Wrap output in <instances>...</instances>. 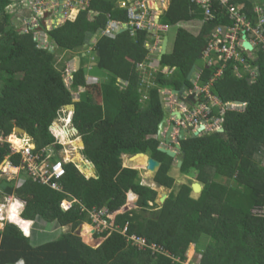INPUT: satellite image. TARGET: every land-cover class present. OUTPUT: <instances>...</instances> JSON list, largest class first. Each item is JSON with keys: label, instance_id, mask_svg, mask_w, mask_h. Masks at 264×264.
I'll return each instance as SVG.
<instances>
[{"label": "trees", "instance_id": "1", "mask_svg": "<svg viewBox=\"0 0 264 264\" xmlns=\"http://www.w3.org/2000/svg\"><path fill=\"white\" fill-rule=\"evenodd\" d=\"M118 1L91 0L74 21L48 31L55 54L40 47L35 31L20 34L10 9L12 0H0V135L9 137L21 128L33 139L37 153L51 149L53 160L63 161V148L50 130L60 111L74 105L73 123L85 144L84 157L96 168V178L89 179L75 164H66L65 177L56 183L57 189L40 184L24 169L12 181L1 178L0 173V205L17 196L26 203L22 218L36 225L29 236L12 223L0 229V264H183L191 242L199 264H264V44L256 45L251 55L237 50L246 70L235 60L222 64L210 55V65L199 67L194 76H198L197 87H207L218 102L241 106L223 116L212 108L207 119H222V133L180 142L184 160L178 171L185 176L196 172V182L202 187L198 198H192L188 184L179 186L175 193V180L170 176L173 159L158 152L160 142L155 139L165 116L159 93L178 91L183 85L187 91L193 90L187 76L192 67L197 70L212 32L235 27L228 9L236 8L238 15L257 29L264 18V0H226L225 5L214 0L208 20L206 10L197 4L170 0L159 18L160 25L168 30L193 22L203 26L197 36L177 29L172 50L159 62L149 84L141 83L143 75L137 70L148 55V31H139L134 38L126 31L115 39H93L111 22H127L128 15L119 9ZM90 10L96 14L92 20ZM92 46L97 64L92 70L100 78L99 103L88 100V94H81L80 102L74 103L72 94L80 88L89 92L97 88L86 84L87 52ZM67 55V61L81 57V69L73 75L70 86L65 85ZM58 58L65 62L58 64ZM164 68L171 74L164 75ZM200 99L208 103L205 95ZM58 134L66 138L64 132ZM138 154L160 163L153 182L172 192L151 217L122 216L116 223L121 228L128 224V234L144 236L146 245L157 250L140 249L121 234L109 231L103 233L106 239L100 246H89L75 233L87 222V210L107 207L118 211L126 205L130 191L145 199L143 214L152 208L146 200L156 199L157 193L141 185L137 170L124 165V156ZM8 155L9 146H0V167ZM11 163L23 167L20 156L14 155ZM64 201L77 203L65 211ZM39 219L50 227L37 228ZM12 221L24 229L29 227L27 222ZM53 224L70 231L52 234ZM147 226L156 232L150 235ZM84 234L88 240L91 228Z\"/></svg>", "mask_w": 264, "mask_h": 264}, {"label": "built area", "instance_id": "2", "mask_svg": "<svg viewBox=\"0 0 264 264\" xmlns=\"http://www.w3.org/2000/svg\"><path fill=\"white\" fill-rule=\"evenodd\" d=\"M90 1L91 0H12L10 9L11 12L16 15V10H18V8L24 7L25 5V8H27L26 11H29L31 18L27 19V17H25L20 28L22 30H25V33H28L32 31L33 28H38L40 26V23L39 25L33 24L34 20H45L46 23L48 21L53 23L54 21L51 20L54 17L56 18V15L60 8H62L61 15L64 22L68 20L74 21L82 10H85L89 7ZM133 1V3L128 2V4L123 2V4L121 5V7L127 12V22H111L107 26V28L101 34H99L101 38L106 37L115 39L116 36L119 35L123 30L127 31L131 38H134L135 34L142 30L154 32V37L152 39L153 43L146 47V50L148 51L146 62L137 65L138 72L142 73L144 77H147L149 79L152 77V74H156L159 70L158 54L160 52L161 45V37L159 35L165 34L168 28L160 26L159 23L158 25L155 24V21L158 17L157 3L160 0ZM189 1L206 10L205 20H208V18L211 17V14L209 12V5L214 0ZM217 1H219L222 5L226 4V0ZM47 2L51 4H47ZM228 13L230 14V17L235 21V27L233 29H225L224 27L217 28L210 37L213 43L212 45L207 47V50L204 53L203 57L209 60L210 55H214V57L212 58H214L216 62L224 64L227 61L235 60L236 62H238V64L244 65V63H242V58H240V55L237 52L238 49H241V35L242 33H245V35L246 33H248L250 36L251 33L254 36L253 39H248V37L246 36L247 41L251 43L253 48L256 45H260V43L264 44V18H260L258 28L254 29L250 26V24L246 23L245 20L238 15L236 8H229ZM90 14L92 20L93 16H95L96 14L92 10H90ZM42 35L45 36V34L41 33L40 36ZM44 42L46 44V40ZM210 62L208 65H210ZM222 68L223 66L220 68L216 76L220 75ZM244 69H247L246 65H244ZM163 70L164 75H167L169 72L171 74L172 72L167 68H164ZM237 70L238 69L236 67L235 74L238 76ZM74 73L75 67L73 65L72 68H68L66 71L69 83L72 82ZM197 80L198 76L193 82L194 89L192 90V92L190 91V93L196 95L195 100L197 101V105L195 107L190 108L184 104H181L173 108V106H176V103L178 104L176 97L171 94V91L163 92L167 96V102H169L171 113L175 111H179L180 113L179 120H176L175 118L172 119L175 125V136H177L178 132L181 130H185L188 132V134H191V132L196 131L200 126L203 127V131L202 133H200V136L208 135V133H213L214 131L217 132L221 129L223 121L220 118L214 120L207 119V117L211 115L212 108L215 107L219 111L220 116H223L226 111H239V109L241 108V106L236 103L224 105L218 102L216 98L212 97L209 94L207 87H197ZM202 95H205L208 103L201 102L200 97ZM188 129H190V131ZM3 145H9L10 149L9 160L5 163L6 165L4 169L0 171V173L2 172L3 176L13 173L14 171L20 172L22 169H24L27 171L31 178H33L40 184L51 186V188L53 189L58 188L56 183L63 179L66 174L63 164L53 163V161H51L52 156L47 151L37 153L34 141L28 135L19 136L18 134H14L13 136H10L8 138L0 135V146ZM14 155L21 157L23 167L16 168L13 166V164L11 163V158ZM62 206L63 209L68 210L72 206V203L63 202ZM2 219L5 220L4 217H2ZM108 225L109 223L107 220H105L103 217H99V223L95 227V230L96 232H102L104 229H107ZM124 233H127V229H125ZM131 241L133 242V245L138 246L140 249L144 247L146 248L147 246L145 244V239L143 238L132 237ZM147 247L151 250L156 249L154 245ZM188 249H193L194 251L190 256V259H187L186 257L187 260H185L183 264H197V262L193 259V256H196V253L194 244L192 242L189 244Z\"/></svg>", "mask_w": 264, "mask_h": 264}, {"label": "rangeland", "instance_id": "3", "mask_svg": "<svg viewBox=\"0 0 264 264\" xmlns=\"http://www.w3.org/2000/svg\"><path fill=\"white\" fill-rule=\"evenodd\" d=\"M170 3V0H160L158 3H157V11H159V8L160 7H162V9H161V11L162 10H166V8H167V6H168V4ZM47 4H51V3H49V2H47ZM27 8H25V5H24V7H22V8H18V10H16V12H15V16L17 17L16 19H15V23L18 25V26H20V20H21V17H26V14H28L27 13ZM256 11H257V13L259 14V15H262V13H261V10H258V9H256ZM155 12V11H154ZM155 16H156V13H155ZM56 18H58V13H57V15H56ZM21 22H23L22 20H21ZM64 21L63 20H58L56 23H57V25H61V23H63ZM39 23H41V21H35L34 20V22H33V24H36V25H39ZM195 23V24H194ZM198 22H193V23H189L188 25H190V26H194L195 28H189V26L187 25V24H181V25H179L178 27H173V28H170V30L167 32V37H168V45H167V53H169L170 52V50H171V48H172V45H173V41H174V38H175V34H176V31H177V29H179V28H181V29H183V30H190V32L193 34V35H195V36H197L198 34H199V31H200V28H201V26H198V24H197ZM47 24H49V27H51V25H53V23L52 22H47ZM194 24V25H193ZM202 26H203V24H202ZM33 29H35L36 31H35V37H36V40L37 41H39L40 43H41V45H40V47L41 48H43V49H47V50H49V48H48V45H46L45 44V42L43 41V40H41L40 39V35H41V33H42V30H39V28H33ZM38 29V30H37ZM17 30H18V32L20 33V34H24L25 32V30H22L21 28H17ZM254 38V36L250 33V36H248V39H253ZM212 43H213V41L212 40H210V41H208V46H210V45H212ZM91 50V51H90ZM50 52H52V53H55L56 54V51H57V49H56V47H54V48H52V49H50L49 50ZM87 54L88 55H92L93 54V46H92V48L91 49H89V51L87 52ZM248 55H251V53H247ZM83 55H85V54H83ZM57 57V56H56ZM68 58H70V55H67L66 56V58H65V61H66V66H67V69L68 68H72L73 67V65L75 64V62H73L74 61V59L72 60V61H67L68 60ZM94 59H95V57H94ZM58 64H60V63H62L63 62V58H58ZM64 61V62H65ZM206 61H207V59H206ZM63 62V63H64ZM205 64V62L202 60L200 63H198V65H197V68H199V67H201V66H203ZM86 75H87V73H86ZM87 79H88V75H87V77H86ZM195 81V79L193 78L192 79V82H194ZM65 84H66V86H70L71 84L68 82V79H67V76H66V78H65ZM93 86V85H92ZM100 92V90H99V88H95V89H92L90 92L88 91V89H82V88H80L79 90H78V92L77 93H73L72 95L74 96V99H75V101H77L78 99H79V96L81 95V94H88V100L90 99V101L91 102H97V103H99V99H100V95L98 94ZM163 92H165V91H163ZM144 96V95H143ZM169 102H167V104H168ZM71 113H72V111H71ZM167 116H168V114H167ZM68 117H70V115H68V114H66V113H63V114H61V116H60V118L55 122V124H54V128H53V132L55 133V132H58L57 131V129H55V127L57 126V127H59V129H61L62 127V122L64 121V120H66ZM69 120H70V118H69ZM54 129H55V131H54ZM59 133V132H58ZM57 133V134H58ZM213 133H215V131L213 132ZM65 134H67L66 135V138H64L63 139V137H62V140L60 141V144L61 145H63L64 146V151H66L65 153H66V160H69V158L68 157H70V160H74V161H78V165H79V167L80 168H83L84 166V164H86V163H83V160L82 159H79V160H81V162L79 161V160H76L77 159V157L79 156L80 158H81V155H80V153H79V150H81V151H83L82 150V147H81V139H79L78 137H77V135H75L72 131H70V130H65ZM209 134H211V133H208V135ZM21 136H24V135H21ZM80 143V144H79ZM74 144V145H73ZM68 153V154H67ZM129 158V157H128ZM124 161H125V164H126V159H124ZM140 162L139 161H136V162H130V160L128 159V162H127V166L129 167V168H132L133 167V170H138V168H141L142 166H143V162L141 163V167H140V164H139ZM82 164V165H81ZM124 164V165H125ZM130 164V165H129ZM134 164V165H133ZM87 165V164H86ZM143 168V167H142ZM179 169H177V167H176V165H174V169L172 170V173L170 172V176L175 180V193H177V191H176V189L180 186V184H182V185H185V184H188L189 186L191 185V184H193V183H197L196 182V172L195 171H190L189 172V174H187L186 176L185 175H181L180 173H179V171H178ZM174 171H175V173H174ZM86 175H87V177L88 178H91V176L90 175H93L94 176V178H96V174H93V173H85ZM184 177H186L187 179H184ZM150 186H152V185H150ZM164 190V189H163ZM160 192V191H159ZM162 192V191H161ZM166 193V192H165ZM167 194V193H166ZM136 195V194H135ZM138 196V195H137ZM191 196H192V198H198V196H196V195H194L193 193L191 194ZM138 197H140V196H138ZM16 199V198H15ZM9 201V204H7L6 206V209L5 208H0V212H2V213H0V216L1 215H3V214H7V213H10V211H9V209H8V206L11 204V203H13V202H11L10 201V199L8 200ZM165 201V200H164ZM7 203V202H6ZM5 203V204H6ZM5 204H3V205H5ZM128 207V206H127ZM127 207H125L123 210H127ZM161 207V203H158V205L157 206H155L154 208L156 209V208H160ZM157 209V210H158ZM19 217V216H18ZM1 218V217H0ZM20 218V217H19ZM11 219H14V220H17L18 222H20V223H22V221L20 220V219H17V217H14V216H12L11 215ZM38 224H39V226L37 227V228H39V227H50V224H47V223H45L44 221H39V222H37ZM35 227H36V225H35ZM34 227V228H35ZM54 228V227H53ZM57 228V227H56ZM88 228H91V233L92 234H94V233H96V232H94V231H96V230H94L95 228H92L91 227V225L89 224V223H84L83 225H81L76 231H75V233L77 234V235H79L80 237H82V239H83V241L85 242V243H87L88 245L91 243V241L93 242L92 244L94 245V246H98V245H100V243L102 242V239H100L101 241H100V243H97V242H95L91 237L92 236H90V238L87 240L86 239V237H85V234L87 233V232H85V234H84V231H86V230H88ZM53 231L54 232H52V234H58L60 231H61V233H62V231L64 232H67V231H70V228H64V229H62V230H55V229H53ZM89 232V231H88ZM43 234H44V232H42ZM50 233V232H49ZM55 234V235H56ZM46 235H48V233H46ZM97 236H99L98 234H96ZM96 236V237H97ZM95 237V236H94ZM193 249H188L187 248V251H186V257H187V259H190V256L193 254ZM186 259V260H187ZM193 259L197 262V264H199V259H197V257L196 256H193Z\"/></svg>", "mask_w": 264, "mask_h": 264}, {"label": "crops", "instance_id": "4", "mask_svg": "<svg viewBox=\"0 0 264 264\" xmlns=\"http://www.w3.org/2000/svg\"><path fill=\"white\" fill-rule=\"evenodd\" d=\"M123 2L124 3H127L128 4V2H130V3H133L134 1L133 0H119L118 1V7H119V9H121V10H123L124 12H126V10L125 9H123L122 7H121V5L123 4ZM168 6H169V4H168ZM168 6H167V8H166V10L168 9ZM161 9H162V7H160L159 8V11H157V16L160 18L162 15H163V13L166 11V10H162L161 11ZM127 13V12H126ZM26 16L28 17L29 16V14H26ZM16 17V16H15ZM157 17V18H158ZM17 18V17H16ZM15 18V19H16ZM195 24V23H194ZM193 24V25H194ZM198 24V26H201L202 27V23L201 22H198L197 23ZM159 25H160V23H159ZM188 25V24H187ZM160 26H162V25H160ZM189 26V28L191 29L192 27L193 28H195L194 26H190V25H188ZM162 27H165V26H162ZM200 30H201V28H200ZM169 30H167V32H168ZM167 32L165 33V34H167ZM189 32H190V30H189ZM214 33V32H213ZM99 35V34H98ZM163 35L164 34H162V35H159L160 37H161V43H162V40H163ZM153 37H154V34L153 35H151L150 34V39H148L147 40V42H146V44H145V47H147V46H149V45H151L153 42H152V39H153ZM95 38V37H94ZM93 38V39H94ZM98 38V37H97ZM173 43H174V41H173ZM160 47H161V45H160ZM172 47H173V45H172ZM171 50H172V48H171ZM170 50V51H171ZM160 53V52H159ZM167 54V53H166ZM78 56V55H77ZM77 56H75L73 59H75V63H76V57ZM83 57H85V55H82ZM158 57H159V54H158ZM81 58V57H80ZM88 61H89V64L88 65H86V69H87V75H88V78L89 79H94V81H95V86L94 87H99V85H100V78L98 77V74H96L95 73V71H93L92 70V68L93 67H96V63H95V59H94V56H93V54L92 55H90L89 57H88ZM202 60L205 62V63H207V64H209V60H207L206 61V59L204 58V57H202ZM159 61V60H158ZM94 64H96L95 66H94ZM92 67V68H91ZM156 70V69H155ZM199 71V68H197V70H196V72H195V75H196V73ZM107 74V73H106ZM194 75V76H195ZM194 76L192 77V79L194 78ZM238 76H239V74H238ZM195 79V78H194ZM149 79L147 78V77H144V76H142V84H149ZM97 87V88H98ZM92 88H93V86H92ZM94 89V88H93ZM188 92V94H193V93H190V91H187ZM164 94V104H165V111H166V119H167V125L165 126L167 129H168V124H171L172 122H173V117L171 116V111H170V107H169V103L167 104V96L165 95V93H163ZM177 98V97H176ZM175 100V99H174ZM181 105V104H180ZM177 106H179L177 103H176V106H173V108H175V107H177ZM175 112H179V111H175ZM167 114H168V116H167ZM166 129V130H167ZM24 135V134H23ZM65 135H67V134H65ZM5 159H6V161H5V163L9 160V155L6 157L5 156ZM123 159H126V164H127V162H128V159L130 160V158H128V157H126V156H124L123 157ZM142 159H139L138 161H141ZM145 160V159H144ZM131 162V161H130ZM4 163V165H2L0 168V171L2 170V169H4V167H5V164ZM141 163L142 162H140L139 164H140V167H141ZM124 164H125V161H124ZM125 164V167H128L127 165ZM130 165V164H129ZM134 165V164H133ZM143 166H144V162H143ZM142 166V167H143ZM141 167V168H142ZM141 168H139V170H140V173H141V176H142V178H143V180H144V182L142 183V186H145V187H151V189L153 190V191H155L157 194H158V196L156 197V199H154V200H150L149 199V197H148V199L146 200L147 201V206H157L158 205V203L160 202V198H161V196L162 195H165L166 196V199H167V197H169V195L171 194V191H169V190H163L162 188H160V189H158L154 184H152V176H149V174L148 173H146V172H141V171H143ZM92 170L91 171V173H93L94 174V171H93V168L91 167V166H89V164H87L86 166H84L83 168H81V170H82V172L85 174V173H89V170ZM174 173H175V171H174ZM1 174H2V172H1ZM90 174V173H89ZM86 175V174H85ZM20 176V172H16V171H14L13 173H10V174H7V175H5V176H3L2 175V177L1 178H8L10 181H12V180H15V179H17L18 177ZM87 176V175H86ZM90 176H92V175H90ZM184 179H187L186 177H184ZM151 183V184H150ZM150 185H152V186H150ZM185 185H187V184H185ZM159 190H160V192H159ZM162 191V192H161ZM167 194H166V193ZM16 198V199H15ZM10 199V201L11 202H13V203H11L9 206H8V209H9V211H11V209H12V207H14L17 211H18V214H19V217H20V219H22V221L23 222H27V223H29V227H28V230H29V233L31 234L33 231H34V225H35V223L33 222V221H29V220H24L23 218H22V213H23V211L25 210V206H26V203L24 202V201H22V200H20V199H18L17 198V196H10L8 199H7V203L5 204V205H0V206H5V209H6V205L7 204H9V200ZM143 200H145V199H143V198H141V197H138L137 195H135L133 192H129L128 193V203H127V210H123V209H121L120 211H111V210H109V208H107V207H104L103 209H101V210H99V209H95V210H87V212H88V214H87V217H88V220H87V222H84V223H89L90 225H91V227L92 228H95L97 225H98V223H99V217H103L105 220H107L108 221V223H114V224H116L117 225V223H116V219L118 218V217H122V216H124V217H142V216H147V217H151V213H152V209H150L149 211H148V213H146V214H143L142 212H141V210L143 209V205H142V203H143ZM14 205V206H13ZM17 205H19V207H17ZM11 206V207H10ZM4 208V207H3ZM154 212H156V210L154 211ZM102 216H101V215ZM39 221H42L41 219H39L37 222H39ZM2 223V224H1ZM83 223V224H84ZM4 225H5V222L4 221H2V222H0V229H3V227H4ZM118 226V225H117ZM146 226V225H145ZM144 226V227H145ZM54 227V228H53ZM57 227V228H56ZM52 228L53 229H55V230H62L61 229V227H59V226H56V225H52ZM95 230V229H94ZM109 230L108 229H104L102 232H96V231H94V232H96V233H94V234H92L91 233V235L90 236H92L91 238L95 241V242H97V243H100V239H102V242L100 243V245L105 241V239H106V237H104V235H103V233H105V232H108ZM146 231L150 234V235H153V233H155L156 232V229H154L153 227H150V226H147L146 227ZM25 232V231H24ZM96 234H98L99 236H97ZM25 235H27V236H29V234L27 233L26 234V232H25ZM95 236V237H94ZM97 236V237H96ZM123 236V235H122ZM129 236L130 237H141V238H143V239H146L144 236H141V235H138V234H135V233H129ZM82 238V237H81ZM100 245H98V246H100ZM89 246H91V247H94V248H96V246H93V245H91V244H89ZM97 246V247H98Z\"/></svg>", "mask_w": 264, "mask_h": 264}, {"label": "water", "instance_id": "5", "mask_svg": "<svg viewBox=\"0 0 264 264\" xmlns=\"http://www.w3.org/2000/svg\"><path fill=\"white\" fill-rule=\"evenodd\" d=\"M62 12V8H60L59 13L61 14ZM159 19L157 18V20L155 21V24L158 25ZM216 30V29H215ZM215 30L213 32H215ZM125 32V31H122ZM212 32V33H213ZM99 32L96 34L95 38L96 39L98 37ZM149 34L153 35L154 32H149ZM167 45H168V37L167 34L163 35V40L161 43V47H160V53H159V57L158 60L159 62L162 60V58L166 55L167 53ZM241 49L246 52V53H252L253 52V46L251 45L250 42L247 41L246 35L245 33H242L241 35ZM95 66V64H94ZM81 69V58L79 56L76 57V63H75V70L78 72ZM196 72V67H192V69L190 70L188 76H187V82H191L192 77L194 76ZM171 94L173 96H176L178 98V101L181 102L182 104L192 108L195 107L197 105V101L195 100L196 95L195 94H188L186 86L183 85L181 87L180 90L178 91H172ZM159 103L161 106V109L165 112V116L162 119V121L159 123L158 127H157V133H156V140L157 141H163L164 147L162 146V148L158 149V152L161 154L166 155L167 157L171 158V159H176V153L175 152H171V150L166 149L167 147H171L172 145H174V148L177 151H180V146L178 144H174L173 141V134H174V129H175V125L174 123L168 124V129L166 130L165 126L167 125V119H166V111H165V104H164V96L162 93H159ZM238 104V103H236ZM240 105V104H238ZM68 110H72L73 112H75V106L71 105L67 107ZM171 116L173 118H175L176 120L180 119V113L179 112H172ZM190 131V129H188ZM203 131V127L200 126L196 131L191 132V134L188 136V132L185 130H181L178 132L177 134V140L178 142H183L186 139H198L200 138V133H202ZM17 132H19L20 134H25V131L22 130L21 128H17ZM218 133H222L223 130L220 129L219 131H217ZM82 148H85V144L81 143ZM181 157L180 160L177 161L176 167L177 169H180L182 166V162L184 160V154L180 153ZM139 159H145L146 165L144 170L150 174H155L158 172L159 168H160V164L153 160V159H146L145 155L142 154H138L135 155L133 157L130 158L131 162H136ZM94 167V165H93ZM191 191L194 195L198 196L200 195L201 191H202V187L198 184V183H194L190 186ZM162 199L160 200V203H164V200L166 199V196L162 195Z\"/></svg>", "mask_w": 264, "mask_h": 264}, {"label": "clouds", "instance_id": "6", "mask_svg": "<svg viewBox=\"0 0 264 264\" xmlns=\"http://www.w3.org/2000/svg\"><path fill=\"white\" fill-rule=\"evenodd\" d=\"M60 10V9H59ZM28 14H29V11L27 12ZM61 14H62V12H61ZM60 13H59V11H58V18L56 19L55 17L51 20V21H54L53 22V25H51V27H49V25L46 23V21L45 20H42L41 21V23H40V26L38 27L39 28V30H42V33L43 34H45V36L44 35H42V36H40V38H41V40H46V45H48V48H49V50L50 49H52V48H54L53 47V44L51 43V41H50V38H49V36H48V31H51L54 27H57V26H60V25H57V21L58 20H63L62 19V15H61ZM15 16V15H14ZM96 16V15H95ZM95 16H93V19L95 18ZM27 17V16H26ZM24 18L25 17H22V21L24 20ZM31 18V15L29 14V16L27 17V19H30ZM91 19V18H90ZM69 21V20H68ZM70 21H73V20H70ZM64 23V22H63ZM63 23H61V25L63 24ZM22 25V22H20V26ZM18 28H20V27H18ZM38 30V29H37ZM32 31H36L35 29H33ZM123 31H125V30H123ZM126 32V31H125ZM152 32V31H151ZM120 33H123L122 31L120 32ZM149 33V32H148ZM100 36V34L98 35V37ZM118 36V35H117ZM91 51V50H90ZM74 61H75V59H74ZM73 61V62H74ZM96 65V64H95ZM208 65V64H207ZM74 67H75V64H74ZM92 68V67H91ZM75 73H77V71L75 70ZM74 73V74H75ZM73 74V75H74ZM195 75V74H194ZM192 81V80H191ZM72 82H73V80H72ZM71 82V83H72ZM70 83V84H71ZM87 86H88V88H91L92 87V85H93V87L95 86V81H94V79L92 80V79H87ZM66 85V84H65ZM82 89H85V88H82ZM172 92V91H171ZM160 93H162L163 94V91H161ZM163 96H164V94H163ZM174 97H176V96H174ZM176 100L178 101V98H176ZM80 102V96H79V99L77 100V101H74V103H79ZM180 104H182L181 102H179L178 101V105H180ZM68 107V106H67ZM67 107H65L63 110H61L60 111V113L58 114V117H57V119L55 120V122L60 118V116H61V114H63V113H66V114H68V115H70V117H68L66 120H64L63 122H62V128L61 129H59V127H55L56 129H57V131L59 132V133H61V132H64L65 133V130H70V131H72L75 135H77V137L79 138V139H81L82 141L80 142V143H83L84 144V142H83V139H82V137L80 136V134H79V131L75 128V126H74V123H73V119H74V114H75V112H73L72 110H68L67 109ZM71 111H72V113H71ZM69 118H70V120H69ZM55 122H54V124H55ZM173 123V122H172ZM54 124H53V126L51 127V133H52V135H53V137H54V139L56 140V143H57V145H59V146H61L62 148H63V151L61 152V157H62V159H63V161H54L53 160V158L51 159V161H53V163H61V164H63V166H64V168H65V165L66 164H69V163H73V164H75L76 166H77V168L81 171V173L82 174H84L83 172H82V170H81V168L79 167V165L77 164L78 163V161H72V160H70V157H68L69 158V160H66V151H64V146L63 145H61L60 144V141L62 140V137H61V135L60 134H57V132H53V128H54ZM166 128V127H165ZM167 129V128H166ZM14 134H18L19 136H21V135H23V134H20L19 132H17V129L15 130V132L11 135V136H13ZM24 135H27L26 133L24 134ZM188 136L190 135V134H187ZM10 137V136H9ZM6 138V137H5ZM8 138V137H7ZM155 139H156V136H155ZM173 141H174V144H178L179 146H180V143L178 142V140H177V136H175V129H174V134H173ZM159 142V141H158ZM79 143V144H80ZM74 145V144H73ZM9 146V145H8ZM162 146L164 147V144H163V141H160V147L159 148H162ZM82 147V146H81ZM158 148V149H159ZM166 149H169V150H171V152H175L176 153V159H173V162H174V165H176L177 164V161H179L180 159L178 158V157H180L181 156V148H180V151H177L175 148H174V145H172L171 147H167ZM82 150L83 151H81V150H79V153H80V155H81V158L79 157V159H82L83 160V163H86V164H89V166H91L92 168H93V171H94V174H96V168H95V166L93 167V165L94 164H92V163H90L89 161H87L86 160V158L84 157V154H83V152L85 151V148H82ZM52 151L53 150H51V149H49V150H47V152L52 156ZM68 154V153H67ZM145 158L146 159H148L149 157L148 156H145ZM78 159V160H79ZM150 159V158H149ZM77 160V159H76ZM80 162H81V160H79ZM138 161V160H137ZM86 164H84L83 166H86ZM160 164V163H159ZM82 165V164H81ZM145 165H146V162L144 161V166H143V168H141L143 171H141V172H146L145 170H144V168H145ZM127 168H129V167H127ZM130 169H132L133 170V167L132 168H130ZM160 169V168H159ZM138 172H139V174H140V177H141V179H142V183L144 182V180H143V178H142V176H141V173H140V170H139V168H138V170H137ZM159 171V170H158ZM146 173H148V172H146ZM149 174V176H152V178L154 179V177H155V175H156V173L155 174H150V173H148ZM85 175V174H84ZM86 176V175H85ZM87 177V176H86ZM92 178H94V176L92 175L91 176V178H89V179H92ZM153 179H152V184H154L158 189H160V188H162V187H160V186H158L157 184H155L154 182H153ZM142 183H141V185H142ZM151 184V183H150ZM194 184V183H193ZM145 187V186H144ZM147 188H149V187H147ZM150 189H151V187H150ZM162 189H164V188H162ZM152 190V189H151ZM165 190V189H164ZM153 191V190H152ZM160 191V190H159ZM170 191V190H169ZM155 192V191H154ZM172 192V191H171ZM157 196H158V194H157ZM165 196V195H164ZM163 197L161 196V198H160V200L162 199ZM168 198V197H167ZM165 201H166V199H165ZM164 201V202H165ZM64 202H67V203H72V206L75 204V203H77V201H71V202H69V201H64ZM127 203H128V194H127V202H126V205L125 206H123L121 209H123L124 207H126L127 206ZM160 203V202H159ZM163 204L164 203H161V206H163ZM71 206V207H72ZM4 208H5V206H3ZM3 207H1L0 206V208H3ZM11 207V206H10ZM17 207H19V205H17ZM63 207V206H62ZM70 207V208H71ZM149 207H152V208H147L146 210L147 211H149L150 209H152V212H154L155 210H157L158 208H154L155 206H149ZM69 208V209H70ZM68 209V210H69ZM121 209H119L118 211H120ZM65 210V209H64ZM66 211V210H65ZM117 211V212H118ZM0 213H2V212H0ZM2 217H4L5 218V220H3L2 219ZM2 221H4L5 222V224L6 223H12V224H15L16 226H18L23 232L25 231V229L24 228H22L20 225H18L17 223H15V222H13L12 221V219H11V214L10 213H7V214H3V215H1V218H0V222H2ZM116 222H117V219H116ZM111 224H112V226H111ZM118 225V224H117ZM116 224H114V223H109V225H108V227H107V229L109 230V233H119V234H121V235H123L124 237H126L128 240L127 241H131V239H132V237H130L129 236V234H128V224H126V226L125 227H123V228H121L119 225L117 226ZM125 229H127V233H124V231H125ZM30 230V229H29ZM28 230V231H29ZM24 234H25V232H24ZM29 235H30V233H28ZM136 238H141V237H136ZM145 244H146V239H145ZM131 245H133V242L131 241ZM135 246V245H134ZM151 246V245H150ZM138 247V246H137Z\"/></svg>", "mask_w": 264, "mask_h": 264}, {"label": "bare ground", "instance_id": "7", "mask_svg": "<svg viewBox=\"0 0 264 264\" xmlns=\"http://www.w3.org/2000/svg\"><path fill=\"white\" fill-rule=\"evenodd\" d=\"M145 160L144 159H142L141 161H139V162H144ZM14 206V205H13ZM1 211V210H0ZM10 214L12 215V216H14V217H17V219H19V214H18V211L14 208V207H12V209H11V211H10ZM28 225V224H27ZM26 229H27V232L29 233V231H28V227H26ZM50 238V237H49Z\"/></svg>", "mask_w": 264, "mask_h": 264}, {"label": "flooded vegetation", "instance_id": "8", "mask_svg": "<svg viewBox=\"0 0 264 264\" xmlns=\"http://www.w3.org/2000/svg\"><path fill=\"white\" fill-rule=\"evenodd\" d=\"M189 91H190V90H189ZM191 92H192V90H191ZM180 157H181V156H180ZM180 157H178V158L180 159ZM181 185H182V184H180V186H181ZM191 185H192V184H191ZM191 185H190V186H191Z\"/></svg>", "mask_w": 264, "mask_h": 264}, {"label": "snow or ice", "instance_id": "9", "mask_svg": "<svg viewBox=\"0 0 264 264\" xmlns=\"http://www.w3.org/2000/svg\"><path fill=\"white\" fill-rule=\"evenodd\" d=\"M25 232H26V234H27V229H25Z\"/></svg>", "mask_w": 264, "mask_h": 264}]
</instances>
